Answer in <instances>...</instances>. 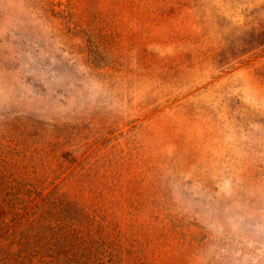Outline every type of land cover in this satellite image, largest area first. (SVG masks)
Masks as SVG:
<instances>
[{"label": "rangeland", "instance_id": "374dc122", "mask_svg": "<svg viewBox=\"0 0 264 264\" xmlns=\"http://www.w3.org/2000/svg\"><path fill=\"white\" fill-rule=\"evenodd\" d=\"M0 264H264V0H0Z\"/></svg>", "mask_w": 264, "mask_h": 264}]
</instances>
